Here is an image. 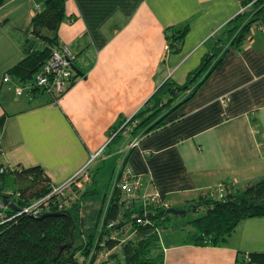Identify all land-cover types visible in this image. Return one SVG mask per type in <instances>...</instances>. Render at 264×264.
<instances>
[{"label": "crops", "instance_id": "1", "mask_svg": "<svg viewBox=\"0 0 264 264\" xmlns=\"http://www.w3.org/2000/svg\"><path fill=\"white\" fill-rule=\"evenodd\" d=\"M43 3L8 0L0 6V116L7 113L1 163L40 165L58 186L100 152L84 188H97L101 167L112 166L108 205L118 161L139 138L128 151L129 164L176 209H187L221 183L236 189L264 178V28L256 24L239 48L229 46L220 66L176 111L177 120L147 134L128 131L122 145V136L109 143L111 131L166 80L187 81L225 36L242 0H66L59 40L77 55L83 75L57 99L12 76L4 81L24 58L23 31ZM185 25L181 49H168V28ZM20 86L27 92L19 94ZM187 223L182 228L192 234ZM179 234L161 233L164 264H236L240 252H264V217L242 220L219 245Z\"/></svg>", "mask_w": 264, "mask_h": 264}, {"label": "trees", "instance_id": "2", "mask_svg": "<svg viewBox=\"0 0 264 264\" xmlns=\"http://www.w3.org/2000/svg\"><path fill=\"white\" fill-rule=\"evenodd\" d=\"M7 1L0 0V6ZM251 1H254L251 8L232 20L225 36L215 40L214 50L189 73L187 81L176 84L166 80L131 120H122L111 131V135L117 132L112 141L119 139L125 130L132 135L147 134L179 118L174 115L176 111L220 66L229 46L239 48L252 34L255 24L264 28V0H242L243 5ZM66 18V0H44L43 6L35 11L29 27L23 31L24 58L7 73L22 84H32L33 91L49 92L47 88L37 86L36 80L52 53L62 47L59 28ZM188 30V25L168 28L171 50L181 49ZM51 94L55 99L62 95ZM6 117L7 113L0 116V155ZM124 155L128 162V153ZM88 174L90 179L84 182L83 187L73 185L72 191L53 196L49 210L33 215L20 213V210L53 191L51 178L40 165L15 169L0 162V200L7 204L6 216L0 219V264H87L90 257L88 264H164L160 235L166 228V221L176 215L169 212L171 207L144 204L140 200L126 206L117 195L119 188L115 187L109 204L101 210L103 219L95 226L87 227L81 214L82 201L87 193L98 192V188L93 186L84 188L93 177L89 170ZM11 175L21 184L15 190L5 189ZM226 187L224 198L211 197L209 191L186 209L187 212H204L188 221L194 228V243L219 245L242 220L264 217V178L245 187L233 189L228 184ZM101 224L103 229L99 233ZM103 250L107 255L97 262ZM236 264H264V252H240Z\"/></svg>", "mask_w": 264, "mask_h": 264}, {"label": "built area", "instance_id": "3", "mask_svg": "<svg viewBox=\"0 0 264 264\" xmlns=\"http://www.w3.org/2000/svg\"><path fill=\"white\" fill-rule=\"evenodd\" d=\"M253 3L254 1H251L247 5H243L240 13H243L251 8ZM167 48L170 49L169 43ZM76 60L77 55L70 49V47L67 45H62V47L55 50L51 57L47 60L42 71L37 76L36 85L47 88L50 93L56 95L63 94L72 85L74 77L76 76V72L74 71ZM10 79L11 75L6 73L4 81H8ZM29 87L32 89L33 85L30 84ZM18 93H22V89L20 87L18 88ZM131 118L132 117L128 118V121L131 120ZM116 134L117 132H114L110 136L109 142L112 141ZM139 143V138L133 139L128 144L127 152H124V154L128 153L132 147L138 146ZM99 155L100 152L93 154L90 161L82 169H80V171H78L74 177L59 187L54 186L53 191L49 195L20 210V213H32L33 215H38L51 208L50 200L53 196H58L61 194L63 195L72 191L73 185H76L79 188L83 187L84 182L90 179L88 174L90 165ZM151 184L152 183L145 184L143 181V176L135 173L129 162L125 161V155L121 156L115 173L114 189L115 187H118L122 191L120 196L126 206H131L136 201L140 200L143 201L144 204L154 203L169 207V204L164 199H162V195L157 190H153L151 188ZM226 188V183H221L210 191V196L219 197L222 199L225 196L227 190ZM6 209L7 204L0 200V219L2 220L6 216ZM114 223L115 222H113V224ZM110 226L111 225H109V227ZM102 229L103 224H101L99 228V233H101ZM101 245L103 246L104 243ZM106 255L107 254L104 250L101 251L98 255L97 262H99ZM90 260L91 257L88 259L87 264L90 262Z\"/></svg>", "mask_w": 264, "mask_h": 264}, {"label": "rangeland", "instance_id": "4", "mask_svg": "<svg viewBox=\"0 0 264 264\" xmlns=\"http://www.w3.org/2000/svg\"><path fill=\"white\" fill-rule=\"evenodd\" d=\"M254 32V30H253ZM28 87V84L26 85ZM27 87H22V92L27 88ZM27 92V91H24ZM45 94L49 95V92H46ZM127 133H122V138L118 141L120 145H122L126 139L129 136V132L126 131ZM106 166L101 167V176L99 177L98 181V192H90L87 193L84 196V200L82 201V208L84 210V220L86 223L87 227L95 226L98 222H100L103 219L102 212H100L101 207L106 208L107 203L104 204L105 201V192L109 189L110 184H111V171H112V166H108V169ZM19 186H21L20 182L14 180V176L11 175L8 177V185L5 187V189H10V190H15ZM61 185H58L56 187H59ZM96 189V187H95ZM97 206H99V209H97ZM189 208V207H188ZM82 210V211H83ZM204 212L203 211H195V210H190L186 214L183 215H172L171 219L166 221L165 225L166 228L163 229V232H172V231H177V233H184L185 239L187 241H192L195 238V233L190 234L189 228L187 229V232L183 230V224L185 221H190L193 218L202 215ZM181 221V222H180ZM190 225V223H187ZM185 231V232H184ZM181 236V234H179Z\"/></svg>", "mask_w": 264, "mask_h": 264}, {"label": "water", "instance_id": "5", "mask_svg": "<svg viewBox=\"0 0 264 264\" xmlns=\"http://www.w3.org/2000/svg\"><path fill=\"white\" fill-rule=\"evenodd\" d=\"M74 71L76 72V75H83V72L80 71L75 65H74ZM121 193L122 191L118 189L117 195L120 196ZM169 212L173 214L181 215V214H185L187 210L186 209L181 210V209H176V208L171 207L169 209Z\"/></svg>", "mask_w": 264, "mask_h": 264}]
</instances>
